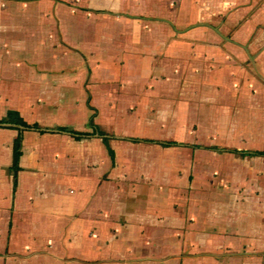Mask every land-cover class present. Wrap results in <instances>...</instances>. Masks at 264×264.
Segmentation results:
<instances>
[{
    "label": "crops",
    "instance_id": "0c3cea01",
    "mask_svg": "<svg viewBox=\"0 0 264 264\" xmlns=\"http://www.w3.org/2000/svg\"><path fill=\"white\" fill-rule=\"evenodd\" d=\"M144 71L159 96L180 76L249 93L251 146L187 147L233 157L218 167L229 186L164 192L120 170L103 120L133 101L107 81ZM9 111L46 131L0 123V264H264V155L207 148L264 151V0H0V120Z\"/></svg>",
    "mask_w": 264,
    "mask_h": 264
},
{
    "label": "rangeland",
    "instance_id": "374dc122",
    "mask_svg": "<svg viewBox=\"0 0 264 264\" xmlns=\"http://www.w3.org/2000/svg\"><path fill=\"white\" fill-rule=\"evenodd\" d=\"M37 11L39 8H36ZM140 59L149 66L154 61L153 56ZM142 75L145 77L131 76L128 80L119 77L107 81L119 99L125 97L133 101L128 105L118 104L119 108L125 107L118 119L103 120L105 127L116 136V163L123 166L120 170L130 173L131 182L148 188H162L164 192L176 187L193 191L196 186H206L211 182L214 187L212 192L222 190L225 185L229 186V182L223 183L218 167L221 164L230 165L233 157L225 154L207 156L201 149L192 152L187 147L163 148L155 143H133L125 137L249 147V93L244 94L242 99H234L226 94L222 97L215 93L222 92L218 84L202 87L199 82L190 81V88H186L180 76L177 82H173V88H167L159 96L154 88V72L144 71ZM144 80L145 84L142 83ZM99 82L102 84L100 79ZM136 84H140V88L142 86L148 93H140V90L134 93L136 91L128 89ZM144 97L147 98V104L141 102ZM206 162H213L216 169L213 173L206 168Z\"/></svg>",
    "mask_w": 264,
    "mask_h": 264
},
{
    "label": "trees",
    "instance_id": "16d2710c",
    "mask_svg": "<svg viewBox=\"0 0 264 264\" xmlns=\"http://www.w3.org/2000/svg\"><path fill=\"white\" fill-rule=\"evenodd\" d=\"M94 117H92L91 119V124L94 125ZM0 123H11L14 125H19V126H23L26 128H30V129H38V130H42V131H46V129H43L42 127L39 126L38 123H34V124H29L27 123L18 112L16 111H9L7 116L5 118H3L2 120H0ZM96 126V125H94ZM97 128V126H96ZM59 130H64L67 132H72V133H76V131H74L73 128L70 127H64V128H59ZM80 135H84L86 133H79ZM22 141H23V133H20L19 136L16 138L15 140V144H14V161H13V166H12V171L14 174V184L15 187L17 186V174L18 171L20 170V166H19V162H20V157L22 154L21 148H22ZM103 141L104 144L106 145L108 152L110 154V156L112 157V159H114L115 157V152L114 150L111 148L110 143H109V137L107 136H103ZM130 141L134 142V143H138V142H146V143H156L159 144L163 147H170V146H176V147H193V148H198L200 147L199 145H193L190 143H185V142H179L176 140H172V141H160V140H155V139H140V138H131ZM207 148H211L214 149L218 152H235V153H241L243 155H264V151H257V150H238V149H232V148H222V147H218V146H212V147H207Z\"/></svg>",
    "mask_w": 264,
    "mask_h": 264
}]
</instances>
